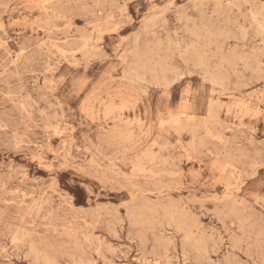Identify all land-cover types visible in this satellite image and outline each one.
Returning <instances> with one entry per match:
<instances>
[{"label":"rangeland","instance_id":"rangeland-1","mask_svg":"<svg viewBox=\"0 0 264 264\" xmlns=\"http://www.w3.org/2000/svg\"><path fill=\"white\" fill-rule=\"evenodd\" d=\"M0 26V264H264V0H0Z\"/></svg>","mask_w":264,"mask_h":264},{"label":"bare ground","instance_id":"bare-ground-1","mask_svg":"<svg viewBox=\"0 0 264 264\" xmlns=\"http://www.w3.org/2000/svg\"><path fill=\"white\" fill-rule=\"evenodd\" d=\"M48 2H50V1H48ZM47 2V3H48ZM231 2H232V0H231ZM245 2V1H244ZM199 3V2H198ZM46 4V3H45ZM65 5V4H64ZM61 6V5H60ZM52 7V6H51ZM183 8V7H182ZM207 8V7H206ZM244 12V11H243ZM251 15V14H250ZM146 21V20H145ZM242 21V20H241ZM147 22V21H146ZM216 22V21H215ZM144 24V23H143ZM152 26V25H151ZM212 26V25H211ZM1 27V26H0ZM146 28H148V27H146ZM213 28V27H212ZM98 29V28H97ZM210 29V28H209ZM218 29V28H217ZM115 30V29H114ZM205 30H207V29H205ZM99 31V30H98ZM209 31V30H208ZM219 31H221V32H223L222 30H219ZM218 31V32H219ZM213 32V31H212ZM221 32H219L220 34H221ZM96 33V32H95ZM218 33V34H219ZM213 34V33H212ZM229 34H230V32H229ZM216 35V34H215ZM214 35V36H215ZM259 36V35H258ZM135 38V37H134ZM217 38V37H216ZM89 40V39H88ZM210 40V39H209ZM235 40H236V38H235ZM211 42V41H210ZM90 43V42H89ZM212 43V45H213V42H211ZM217 45V44H216ZM224 45V44H223ZM160 46V45H159ZM207 46V45H206ZM147 47V46H146ZM85 48V47H84ZM200 48V47H199ZM82 50H84V49H82ZM208 50V49H207ZM233 50H234V48H233ZM233 50H231V52L233 51ZM195 52V51H194ZM226 52V51H225ZM153 53H155V52H153ZM177 54V53H176ZM203 54V53H202ZM202 54H200V55H202ZM155 55H156V53H155ZM199 55V56H200ZM206 55V54H205ZM233 56H234V54H232ZM68 56V55H67ZM85 56V55H84ZM230 56V55H229ZM232 56V57H233ZM246 56H247V54H246ZM252 56V55H251ZM62 57H64V56H62ZM202 58H203V56H201ZM232 57H231V59H232ZM238 57V56H237ZM199 58V57H198ZM239 58V57H238ZM199 60V59H198ZM247 60V59H246ZM147 61V60H146ZM242 61H244V59L242 60ZM241 61V62H242ZM148 62V61H147ZM201 62V61H200ZM228 62V61H227ZM196 63H198V62H196ZM245 64V63H244ZM244 64H243V66H244ZM140 65V64H139ZM145 65V64H144ZM201 65V64H200ZM246 66H247V64H245ZM141 66V65H140ZM214 66V65H213ZM263 66V65H262ZM239 68V67H238ZM264 69V68H263ZM122 70V69H121ZM161 70H163V68L161 69ZM168 70V69H167ZM207 70V69H206ZM215 70V69H214ZM166 71V70H165ZM135 72V71H134ZM133 72V73H134ZM211 72V71H210ZM220 72V71H219ZM132 73V74H133ZM241 73V72H240ZM224 74V73H223ZM134 76V75H133ZM144 77V76H143ZM143 77H142V79H143ZM135 78V77H134ZM180 78V77H179ZM213 79V78H212ZM235 79V78H234ZM139 81V80H138ZM142 80H140V82H141ZM207 81H209V80H207ZM213 81V80H212ZM175 82V81H174ZM213 83V82H212ZM167 85V84H166ZM215 86V85H214ZM163 88V87H162ZM150 94V93H149ZM215 104V103H214ZM225 104V103H224ZM219 107V106H218ZM215 108V107H214ZM245 108V107H244ZM242 110V109H241ZM60 111V110H59ZM216 111V110H215ZM114 116V115H113ZM242 116H243V113H242ZM215 118V117H214ZM213 120V119H212ZM242 120V119H241ZM163 126V125H162ZM188 132V131H187ZM191 133V132H190ZM192 140V139H191ZM96 152V151H95ZM161 153V152H160ZM98 154V153H97ZM162 154H163V152H162ZM99 156H100V154H99ZM164 156V155H163ZM146 160H148V159H146ZM151 161H153L152 159H151ZM136 170H137V168H136ZM94 171V170H93ZM236 186V185H235ZM130 187V186H129ZM240 187V186H239ZM132 188H134V186L132 187ZM226 190H229V189H226ZM129 196V195H128ZM224 196V195H223ZM217 201H218V199H217ZM241 206V205H240ZM239 206V207H240ZM244 207V206H243ZM39 209V208H38ZM242 209H244V208H242ZM116 213V212H115ZM225 214V213H224ZM129 218V217H128ZM175 222V221H174ZM180 224V223H179ZM233 224V223H232ZM173 225V224H172ZM174 226V225H173ZM178 228V227H177ZM168 229V228H167ZM183 231V230H182ZM132 232V231H131ZM185 233V232H184ZM200 233V232H199ZM161 234V233H160ZM182 234H183V232H182ZM132 236H133V234H132ZM136 237V236H135ZM84 240V239H83ZM185 240V239H184ZM192 244V243H191ZM199 244V243H198ZM185 245V244H184ZM32 246V245H31ZM192 246V245H191ZM245 246V245H244ZM192 248V247H191ZM194 248V247H193ZM29 249H31V248H29ZM141 249V248H140ZM195 249V248H194ZM202 249V248H201ZM190 250V249H189ZM34 254H36V253H34ZM212 254V253H211ZM38 257V256H37ZM208 258V257H207ZM251 258V257H250ZM257 258V257H256ZM41 260H45V259H41ZM52 262V261H51ZM85 262H86V260H85ZM200 264V263H199Z\"/></svg>","mask_w":264,"mask_h":264}]
</instances>
